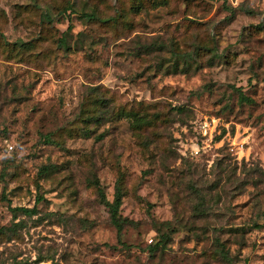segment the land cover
Segmentation results:
<instances>
[{
    "label": "rangeland",
    "instance_id": "obj_1",
    "mask_svg": "<svg viewBox=\"0 0 264 264\" xmlns=\"http://www.w3.org/2000/svg\"><path fill=\"white\" fill-rule=\"evenodd\" d=\"M0 264H264V0H0Z\"/></svg>",
    "mask_w": 264,
    "mask_h": 264
},
{
    "label": "trees",
    "instance_id": "obj_2",
    "mask_svg": "<svg viewBox=\"0 0 264 264\" xmlns=\"http://www.w3.org/2000/svg\"><path fill=\"white\" fill-rule=\"evenodd\" d=\"M241 100L243 102H248V103L250 102V99L246 98L243 95H241ZM97 191L100 201L108 209L111 223L117 229L118 236L121 239L123 229L129 223L127 219L122 218V216L120 215V209L123 205V198H124L123 192L121 188H118L115 194L114 201L110 202L107 200L103 188L98 183H97ZM15 211H21L27 215H32L33 213L36 212L35 210H30L25 208L16 209Z\"/></svg>",
    "mask_w": 264,
    "mask_h": 264
},
{
    "label": "built area",
    "instance_id": "obj_3",
    "mask_svg": "<svg viewBox=\"0 0 264 264\" xmlns=\"http://www.w3.org/2000/svg\"><path fill=\"white\" fill-rule=\"evenodd\" d=\"M196 131L198 135L201 136L202 138H207L212 136L211 125L208 124L207 122H200L199 124H197ZM9 148L12 149L11 147Z\"/></svg>",
    "mask_w": 264,
    "mask_h": 264
}]
</instances>
